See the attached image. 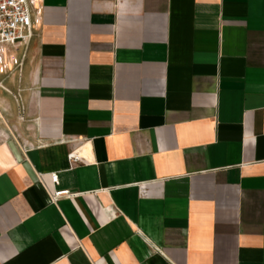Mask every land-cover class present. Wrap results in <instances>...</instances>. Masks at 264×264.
<instances>
[{
	"label": "crops",
	"instance_id": "crops-1",
	"mask_svg": "<svg viewBox=\"0 0 264 264\" xmlns=\"http://www.w3.org/2000/svg\"><path fill=\"white\" fill-rule=\"evenodd\" d=\"M40 1L0 72V264H264V0Z\"/></svg>",
	"mask_w": 264,
	"mask_h": 264
},
{
	"label": "built area",
	"instance_id": "built-area-1",
	"mask_svg": "<svg viewBox=\"0 0 264 264\" xmlns=\"http://www.w3.org/2000/svg\"><path fill=\"white\" fill-rule=\"evenodd\" d=\"M40 0H0V72L9 69L16 63L15 50L27 46L33 31L41 22ZM82 156L76 150L67 154L69 166L82 161ZM51 181L58 183L57 172H51ZM69 195L68 190H55L50 199L56 201Z\"/></svg>",
	"mask_w": 264,
	"mask_h": 264
}]
</instances>
